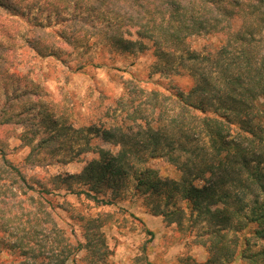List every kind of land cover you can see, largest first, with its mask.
<instances>
[{"label":"trees","instance_id":"16d2710c","mask_svg":"<svg viewBox=\"0 0 264 264\" xmlns=\"http://www.w3.org/2000/svg\"><path fill=\"white\" fill-rule=\"evenodd\" d=\"M93 14L111 20L99 26ZM0 17L21 22L19 27L26 24L20 37L43 58L59 56L51 43L58 38L82 55L94 45L133 54L150 43L164 77L187 76L195 82L187 91L146 92L136 80H124V93L108 107L105 121L87 128L105 144L92 151L99 159L80 174L55 176L57 188L30 180L0 148L4 249L29 259L22 264L76 263L80 254L86 264H108L100 227L88 225L84 240L73 242L56 224L46 228L52 223L47 203L53 204L61 185L97 205H113L100 197L99 187L130 177L137 191L165 195L166 203H154L151 212L169 225L182 228L185 219L189 228L207 225L202 244L210 252L208 263L237 253L247 263L264 264V0H0ZM213 36L222 39L216 50L190 48L191 39ZM43 143L32 148L29 160ZM159 159L174 166L180 179L142 169ZM109 185L114 198L120 195L117 182ZM176 195L186 210L172 204ZM41 258L48 261L38 263Z\"/></svg>","mask_w":264,"mask_h":264},{"label":"rangeland","instance_id":"374dc122","mask_svg":"<svg viewBox=\"0 0 264 264\" xmlns=\"http://www.w3.org/2000/svg\"><path fill=\"white\" fill-rule=\"evenodd\" d=\"M48 16L45 13L41 21L46 22ZM9 18L0 17V114L4 109L7 111L6 122L0 121V148L8 152V158L19 165L30 180H41L47 188H57L55 176L80 174L90 162L99 159L92 151L105 144L87 128L105 121L108 107L124 93V80H136L146 92L187 91L195 85L187 76L164 77L150 43L143 52L133 54L94 45L82 55L73 53L58 38L51 43L59 56L43 58L21 39L26 24L19 27L21 22L14 25ZM91 19L99 26L111 20L96 14L91 15ZM6 33L12 34V38ZM221 43L220 36L196 37L189 41L190 48L196 52L216 50ZM88 61L93 63L81 67ZM98 64L103 66L98 67ZM23 137L30 139L31 145ZM42 141L45 143L41 152L33 154L35 156L29 160L32 148ZM85 149L91 152L78 154ZM146 167L161 178L181 177V173L163 159L150 161L142 169ZM116 182L120 185V195L114 198L109 184ZM116 182L111 180L99 187L100 197L114 202L104 206L86 196L72 195L60 185L58 195L51 198L53 204L47 203L52 223L46 224V228H55L54 223L75 242L84 240V228L88 225L99 226L98 232L105 238L110 252L108 264H147V260L151 264H210V252L202 244V233L209 229L206 224L189 228L191 222L185 219L182 228L169 225L162 216L151 212L154 203H166L164 194L151 195L145 189L137 191V183L130 177ZM172 202L186 210L187 205L180 196L176 195ZM81 257L82 254L76 263L69 264H86L79 261ZM28 260L19 251H9L0 245V262L22 264ZM45 261L48 260L41 258L38 263ZM216 264L250 263L236 253Z\"/></svg>","mask_w":264,"mask_h":264}]
</instances>
